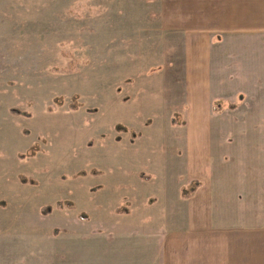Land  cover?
Masks as SVG:
<instances>
[{
	"label": "rangeland",
	"instance_id": "374dc122",
	"mask_svg": "<svg viewBox=\"0 0 264 264\" xmlns=\"http://www.w3.org/2000/svg\"><path fill=\"white\" fill-rule=\"evenodd\" d=\"M211 4L219 14L206 32L186 29L191 18L176 0H0V264L212 261L197 242H187L190 251L174 232L159 237L145 224L157 217L155 227L178 231L170 205L180 186L190 184L182 193L190 194L207 183L194 176L214 178L216 169L236 168L238 154L247 166L264 152L255 81L241 65L253 74V17L239 0ZM198 39L205 54L193 55L192 69ZM189 76L220 90L199 101L198 115ZM190 136L216 138L206 143L217 151L215 168L191 164ZM34 144L36 154L21 158ZM242 208L253 218L254 207Z\"/></svg>",
	"mask_w": 264,
	"mask_h": 264
},
{
	"label": "crops",
	"instance_id": "0c3cea01",
	"mask_svg": "<svg viewBox=\"0 0 264 264\" xmlns=\"http://www.w3.org/2000/svg\"><path fill=\"white\" fill-rule=\"evenodd\" d=\"M179 1L181 2V12H184L191 18L190 22L187 23L186 29L190 31L197 29L210 32L214 28L208 17L218 16L219 13H217L214 5L211 4L212 0L201 2L197 0H176V2ZM239 1V10L242 13H246L247 16L253 17L252 26L255 33L253 74L249 75L250 69H247L245 63H241V65L244 67L242 70H244L245 76H249L248 78L255 81L254 108L257 113L255 116L257 126V119H264V0H249L248 3L246 2V5H242L244 0ZM176 5L178 9V4L176 3ZM218 9L221 10L220 8ZM204 43V41L198 39V44L192 46V51L189 48L188 56L190 63L188 64L192 66V69L195 61L193 60V55H196L199 51L205 54ZM193 49L198 50L194 52ZM194 78L195 76H191V78L190 76L189 78L187 77L191 82L192 112L198 115L203 111L199 107V101L205 100L211 102L213 99L211 95L220 92V90H217L213 79L211 80L209 77L206 79ZM193 79L194 81H192ZM196 80L201 81V83H195ZM260 124L264 128V122ZM199 126L201 124L197 120L194 123V128L197 130ZM259 135L260 142L264 145V132H260ZM195 137L190 136V141H188L191 146L190 152L192 151L191 164L195 166L199 165L201 169L207 165L214 166L213 168H215L216 165L211 157H214L217 151L214 150V147L208 149L206 143L209 146L211 144L214 146L216 138L214 137L212 140L202 139L204 142H201V139L195 141ZM257 138L256 136V140ZM206 151L207 153H204ZM238 155L239 160L236 168L231 169L229 166H223L217 172L216 169L214 170V178H209L211 174L207 170L206 175L201 176L202 178L193 174L194 179H205L207 183L200 184L196 187L198 189L193 190L192 193L183 195L187 192L185 191L186 187H191L190 184L186 187H179L177 193L178 201H173L174 203L170 205L171 212L176 210L177 213L174 214V219L170 222L177 227L178 231L163 229L160 226L155 227L157 217H149L148 222L145 224L154 227L153 233H158L159 237L162 230L164 232H174L175 238L178 241L179 239L186 241L187 245L185 247L190 251L193 248V244H188L187 242H197V245L202 247V251L205 247V253L201 252V256H206L207 258L211 256L212 261L207 259L208 264H214V257L218 258L219 264H264V152L258 158H255V160L248 162L249 165L247 164V166L245 163L247 159L242 154ZM253 165L255 167L254 185L252 184V178L250 179V168ZM244 166L247 167V171ZM215 173L218 174L215 175ZM253 190L254 200L250 199L249 196ZM141 194L137 198L142 196L145 203L147 196ZM165 196L172 201L173 192H169ZM243 204L244 208L247 209L254 207L253 218L247 210L242 208ZM216 208H218L217 212L215 211ZM219 216H222L223 220L221 222L217 220ZM210 219H212V223ZM248 222L253 224L247 225ZM218 224H222L221 228H218L214 232H205V228L218 226ZM252 225L254 226L253 228ZM196 231L197 233H194ZM200 242L204 244L201 245ZM182 247H184V243L181 244ZM219 258H221L222 262Z\"/></svg>",
	"mask_w": 264,
	"mask_h": 264
},
{
	"label": "trees",
	"instance_id": "16d2710c",
	"mask_svg": "<svg viewBox=\"0 0 264 264\" xmlns=\"http://www.w3.org/2000/svg\"><path fill=\"white\" fill-rule=\"evenodd\" d=\"M75 98L73 99V101H72V105L70 106V108L71 109H75ZM12 112L14 113V114H17V115H20V116H24V117H30V115L29 114H27V113H24V112H20V111H18V110H12ZM117 131L120 129V131H126V129L124 128V127H122V126H117ZM116 140H119V138H116ZM39 150V146L37 145V144H34L33 146H31L30 147V149L24 154V155H22L21 156V158L23 157H31V156H33L34 154H36V152ZM90 174L91 175H94V176H96V175H98V173L96 172V171H90ZM86 175V173L85 172H79L78 174H77V176H85ZM139 177L142 179V180H148L149 178L148 177H145V176H143V175H139ZM19 180H20V182L22 183V184H31V185H33V184H35V182L34 181H30V180H28V179H26V178H23V177H19ZM193 185H198L197 183H194ZM192 187V186H191ZM194 190V189H193ZM65 205H67V206H70L69 205V203L68 202H66V203H64V205L62 204V203H57L56 204V208L57 209H61V208H63V206H65ZM51 207H42L41 208V211H42V213H44L45 215H48L50 212H51Z\"/></svg>",
	"mask_w": 264,
	"mask_h": 264
}]
</instances>
